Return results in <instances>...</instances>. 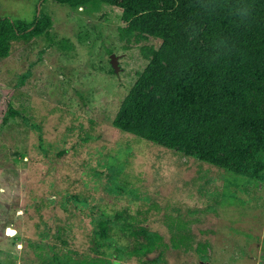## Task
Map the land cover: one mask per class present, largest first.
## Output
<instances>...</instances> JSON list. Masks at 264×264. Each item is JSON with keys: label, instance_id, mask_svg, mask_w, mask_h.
Instances as JSON below:
<instances>
[{"label": "rangeland", "instance_id": "rangeland-1", "mask_svg": "<svg viewBox=\"0 0 264 264\" xmlns=\"http://www.w3.org/2000/svg\"><path fill=\"white\" fill-rule=\"evenodd\" d=\"M39 1L0 0V16L50 19L0 59V264H264V133H239L243 160L223 168L119 130L112 118L160 39L100 0ZM252 84L239 96L263 114Z\"/></svg>", "mask_w": 264, "mask_h": 264}, {"label": "trees", "instance_id": "trees-1", "mask_svg": "<svg viewBox=\"0 0 264 264\" xmlns=\"http://www.w3.org/2000/svg\"><path fill=\"white\" fill-rule=\"evenodd\" d=\"M53 1L75 8L89 0ZM100 1L120 8L129 30L160 39L115 112L113 126L219 167L239 166L244 151L238 134L264 133V113L255 114L246 96H239L241 85L252 79L264 101V0ZM49 27L42 12L29 22L0 16V59L16 39ZM168 228L172 245L184 247L189 237L178 232L182 222L170 220ZM96 229L101 239L111 233L103 219ZM159 239L140 250L159 246Z\"/></svg>", "mask_w": 264, "mask_h": 264}, {"label": "water", "instance_id": "water-1", "mask_svg": "<svg viewBox=\"0 0 264 264\" xmlns=\"http://www.w3.org/2000/svg\"><path fill=\"white\" fill-rule=\"evenodd\" d=\"M37 8H38V5H37ZM116 55H114L113 53H110L109 54V63L113 69L114 72H117L118 71V66H117V63H116ZM200 264H208V263H205V262H201Z\"/></svg>", "mask_w": 264, "mask_h": 264}]
</instances>
